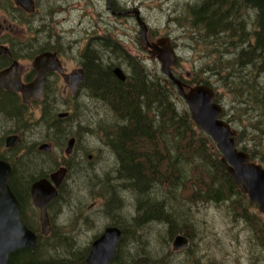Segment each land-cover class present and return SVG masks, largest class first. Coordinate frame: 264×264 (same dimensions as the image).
<instances>
[{
	"label": "rangeland",
	"instance_id": "rangeland-1",
	"mask_svg": "<svg viewBox=\"0 0 264 264\" xmlns=\"http://www.w3.org/2000/svg\"><path fill=\"white\" fill-rule=\"evenodd\" d=\"M199 1L114 0L112 5L117 8L116 10H133L134 8L139 10L148 26L149 40H155L161 37L160 35L171 37V43L179 56V60L173 66V72L176 75L187 78L188 73L191 79V73L202 68L203 65L208 63L213 66L212 74L204 70L200 77L206 76L213 84H217L218 102L224 105L223 117L227 119L229 116L232 119L231 126L238 133L241 132V146H246L248 151L251 147L259 148L255 144L264 141V121L257 123L252 121L256 118L264 119V110L256 113L253 109L249 120L246 115L236 114L232 110L231 94L221 93L219 81L216 79L218 78L216 64L219 63V59L217 56L214 58L207 56L205 47L200 49L197 46L195 51L192 50L191 39L184 35V24L187 23L186 3L193 5ZM107 5L106 0H36L33 13L13 20L17 31L10 35H16L20 40L18 43L24 46L23 53L21 52L24 57H27L24 53L30 55L37 43L47 41L49 50L56 51L62 59L66 72L75 71L81 67V52L85 45L89 46L97 42L104 47L103 42L108 38L111 39L110 43L116 42V46L122 47L128 55L140 60L149 72H160V63L143 50L142 52L139 50L138 47L141 44L139 28L136 27L133 19L113 18ZM5 7L6 5L3 4L0 11V36L5 34L3 32L5 12L2 13ZM12 11L16 12L14 9ZM9 36L5 38L8 39ZM112 58L114 62H119L118 66L126 73L128 72V65L122 58L114 56ZM19 62L26 74L31 69V59ZM194 77L199 78L192 75V78ZM49 79L42 103L36 104L38 108L31 113L30 117H26L27 125L30 120L33 122L30 123L32 127L30 130L34 132L41 130V134L38 138L27 129L23 133L24 146L25 150L29 151L27 153L29 158L35 159L39 164L47 163L48 169L54 164H57V167L65 165L68 169L64 179L66 186L61 188V195L56 201L48 205L52 231L48 236L40 237L42 247H50L54 243L55 245L64 244L65 248L71 245L73 253L84 254L87 253L86 250L91 241L105 226L116 223L125 232L122 246L119 247L121 256L131 254L136 258L138 255H144L145 261L156 264H199L200 258H202V264H264L262 252L257 246H250L253 242L249 239V233L244 224L229 222L219 208L211 205L198 204L194 208L188 203L187 207L184 206V213H191L190 227H188L190 236H187L189 238L187 247L179 250H172L173 238L169 236L171 223L162 215L168 212V201L162 205L161 212L155 214L157 220L149 221L142 226L135 225L134 218L138 217V199L132 191L114 182L118 162L114 153L101 139L104 131L111 129L112 123L116 122L115 118L111 117L107 110L105 112L101 102L88 96L83 88L77 96L70 97V90L66 88L60 76L52 75ZM43 103L49 115L68 111V121L61 124L64 132L58 139H55L52 134L53 129L48 132V137L44 134L42 126L50 124L51 121L49 123L39 121ZM28 109L26 108V111ZM13 128L15 124L12 121L9 122L0 113V135L1 131ZM73 133L78 136L74 149L70 155H65L66 141H62L61 138L72 136ZM43 135L47 137L45 140L42 139ZM37 142L51 144L50 155L35 152L32 146ZM165 143L164 136L162 145ZM89 154L91 158L88 157ZM259 155L264 156L262 153ZM255 156L254 161L264 166V160L260 161L258 158L260 156L256 154ZM41 172L43 171L38 167L32 173L36 176ZM26 178L28 179L25 183L28 185L30 178L28 175ZM111 183L114 188L110 187ZM164 189L167 190L166 185ZM155 190L148 196L157 199L163 194L162 190ZM64 192L68 197L64 195ZM256 210L258 211L257 205ZM24 211L28 215L29 212L36 214V209L28 203ZM40 230L41 227L37 226L36 231L40 233ZM58 236L62 238L59 239ZM128 242H133V245L127 246ZM58 248V252H64L59 254L62 257L69 253L61 249L62 245ZM42 259L47 258L42 257Z\"/></svg>",
	"mask_w": 264,
	"mask_h": 264
},
{
	"label": "trees",
	"instance_id": "trees-1",
	"mask_svg": "<svg viewBox=\"0 0 264 264\" xmlns=\"http://www.w3.org/2000/svg\"><path fill=\"white\" fill-rule=\"evenodd\" d=\"M200 1L193 5L186 3L187 23L184 24V35L191 39L192 50L195 51L197 46L200 49L205 47L207 56H217L219 63L216 64V79L221 93H230L232 110L236 114L246 115L249 120L253 109L256 113L264 110V0ZM2 7L3 4L0 3V11ZM37 44L40 46L31 56L49 48L47 41ZM103 45L105 46L94 42L82 48L81 65L85 72L82 88L92 99L101 102L105 112L107 110L115 118L116 122L112 123L111 129L104 131L101 139L118 162L114 182L132 191L138 199L135 225L142 226L157 220L155 214L160 213L162 205L168 201V212L162 215L171 223L169 236L174 238L178 233H183L187 237L190 236L188 227L191 213H184V206L187 207L188 203L194 208L198 204L211 205L219 208L229 222L243 223L253 242L250 246H257L264 255V217L230 178L221 162L222 155L211 138L196 126L175 86L159 71L149 72L140 60L128 55L122 47L107 41ZM112 56L122 58L128 65L124 81H120L112 72L114 66L120 65L119 62H114ZM204 70L212 74L214 67L207 63L191 73L199 78H192L191 75V79L182 80L176 76L188 84L205 83L212 86L210 78L200 77ZM218 100L219 96H216L215 101ZM224 120L230 123L232 119L228 116ZM39 121L52 122L44 104ZM67 121L68 116L53 119L55 133L52 134L55 139L63 134L61 124ZM259 121L264 119L256 118L252 122ZM164 136L166 143L162 145ZM240 137L241 132L237 134V146L249 154L250 160L256 158L255 154L264 155V141L255 144L259 148L251 147L248 151L246 146H241ZM68 138L61 139L67 142ZM258 158L260 161L264 160V156ZM32 160L34 161L27 160L25 168L17 174L18 183L23 182L26 197H29L30 182L47 177L57 168V164L48 169L47 163L39 164L35 159ZM38 167L43 172L35 178H32L34 175L30 177ZM27 175L30 178L28 185L25 183ZM110 187L114 188L113 183ZM155 189L162 190L163 193L157 199L148 196ZM60 195L61 191L58 197ZM26 205L27 203L23 209ZM32 220L33 225L26 221L25 224L36 233V227L39 226L37 211ZM111 225H116L121 230L111 264H156L145 261L144 255L136 258L131 254L121 256L119 247L122 246L125 232L116 223ZM40 237L38 236L34 249H21L12 253L7 264H53L61 261L85 264L87 253H73L71 245L65 248L64 244L54 243L50 247H42ZM61 245V249L69 252L67 256L59 255L64 254L57 251ZM132 245L133 242L127 243V246ZM88 250L89 247L86 252ZM201 261L202 258L199 264H202Z\"/></svg>",
	"mask_w": 264,
	"mask_h": 264
},
{
	"label": "water",
	"instance_id": "water-1",
	"mask_svg": "<svg viewBox=\"0 0 264 264\" xmlns=\"http://www.w3.org/2000/svg\"><path fill=\"white\" fill-rule=\"evenodd\" d=\"M26 10L33 7L32 0H14ZM135 18L139 25V35L142 44L148 54L160 63V72L175 87L177 94L185 102L191 118L195 124L214 142L217 150L222 155L221 162L226 168L233 182L247 194L249 200L257 205L258 211L264 216V168L249 158V154L237 147V131L220 118L222 106L214 99L213 89L204 83L188 86L180 78L176 77L171 67L177 61V54L169 37H158L155 41L147 39V26L140 19L139 11L135 10ZM8 50L0 46V54ZM16 62L8 69L0 71V87L18 91L24 101L29 96L38 98L47 71L63 72L61 63L55 52H42L32 60V68L36 71L34 80L27 84L20 82L18 75L7 83L11 73L15 70ZM113 74L120 81L126 78L120 67L112 69ZM67 86L74 94L84 79V72L78 69L76 72L65 75ZM65 115V114H62ZM15 138L8 137L7 145H11ZM75 138L67 141L65 154L72 152ZM40 150H49L50 146L43 143ZM67 174V168L61 166L50 173L49 178H41L35 181L30 189L32 204L39 210V224L41 234L46 236L51 230L46 205L57 195V188ZM8 165L0 161V264H7L9 255L18 249H34L37 243L35 233L26 227L20 218V207L8 186ZM121 236V230L116 226H108L103 233L95 238L85 259V264H111L116 252L117 241ZM188 238L177 234L172 241V250L187 247ZM55 264H68L58 262Z\"/></svg>",
	"mask_w": 264,
	"mask_h": 264
},
{
	"label": "flooded vegetation",
	"instance_id": "flooded-vegetation-1",
	"mask_svg": "<svg viewBox=\"0 0 264 264\" xmlns=\"http://www.w3.org/2000/svg\"><path fill=\"white\" fill-rule=\"evenodd\" d=\"M106 1L108 2L107 9L110 11V14H112L114 16L113 18H116V19H118V18H124V19L132 18L136 27L139 28V25H138L136 18H135V10H137L136 8H134L133 10H128V9L116 10L117 8L112 5L114 0H106ZM32 2L34 4V8H35L36 0H32ZM0 3L6 5V7L4 8V10L2 12V13L5 12L3 14L4 15L3 32L5 34L3 36H0V46H4L8 50L6 53L0 54V71L4 70V69H8L14 62H16L15 70H13V72L11 73V78L7 81V83H12V79H14L15 75H18L20 82L23 84H27L34 79L36 72L31 66V69L25 74L22 70V67H21V64L19 61L31 59V62H32L33 58L37 54L44 52V51H50V50L48 48L46 50H43V51H41L37 54H33L31 56V53L35 52L37 47L40 46L39 44H37L35 47H33V51H31L30 55H28L27 53H24V55L25 56L27 55V57L22 56V53H23L22 47H24V46L18 43V42H20V40H18V37L16 35H13V34L10 35V33H16V31H17L16 25L13 22V20H15V18L16 19L19 17L21 18L22 15L31 14V13L29 11H27L26 9H24L19 3L15 2L14 0H1ZM12 9H14L16 12H13ZM139 16H140V19L143 20V16L140 15V11H139ZM145 24H146V22H145ZM147 34H148V26H147ZM6 36H9V38L8 39L5 38ZM107 41L110 42L111 39L108 38ZM112 43H114L115 45L117 44L116 42H112ZM138 48H139V50H141V52L143 50L147 55H149L147 53V51L145 50L144 45L142 43L140 44V46ZM50 52H52V51H50ZM149 56L151 57V55H149ZM58 57L60 59L63 72L59 73L56 71H47L45 73L44 82L42 84L41 92H40L41 96H39L38 98H36L34 96H29L27 98V100L24 101V98L20 92L14 91V90H8V89L0 87V98L2 99V102H0V113H2L3 116L5 118H7L9 122L12 121L15 124V128L5 129V130L1 131V135H0V161H3L4 163H6L8 165V169H9L8 186L10 188V191L13 193L16 201L19 204V207H20L19 213H20V218H21L22 222L25 224V221H26L29 225L34 224V222L32 220L34 213L29 212V215L26 214V211H24L23 206L25 205V203H28L29 205H32L34 207V205L32 204L31 194H30L31 186L38 179L49 178L50 173L48 174L47 177H40V178H37V179L33 180L32 182H30L29 186H28L29 197H26L27 195L24 194V191L22 188L23 182H21L22 185L18 183L19 178L17 177V174H19L25 168V162L27 160L28 161L29 160L34 161V160L29 158V155L27 154V153H29V151L25 150L23 133L26 129L27 130L32 129V127L30 126V123H33V122H31V120H30L29 125H27L26 117H30L31 113H33V111L38 108V106L36 104L42 103V99L44 97L45 90L47 88V82L48 81L50 82V79H49L50 76H52V75L60 76L66 84V81H65L66 78H65L64 74L74 72V70H72L70 72H66L62 59L60 58V56H58ZM186 76L189 77L190 74L187 73ZM66 88H68L67 85H66ZM81 89H82V86L78 89V91L75 94L70 92V94H69L70 97L77 96L79 91L81 92ZM212 89L214 91V96H218L217 84H214V85L212 84ZM49 103H51V102H49ZM218 103L222 106V108H224V105H222L221 102H218ZM26 108H29V109L26 111ZM62 114H65V115H62ZM49 116L52 117V122L50 124H46V125L44 124L42 126L44 131H45L44 134H47V137L49 135L48 132L51 131L52 129H53V133H55V131H54L55 125L53 124V119L54 118H59V119L66 118L68 116V111L51 113V115H49ZM30 133L36 135L39 138V136L41 134V130L39 132H34V131L30 130ZM8 137H14L15 138L12 141L13 143L11 145H7ZM47 137H44V135H43L42 139L45 140ZM75 139H76V137H75ZM41 143L42 142H37L36 144L34 143L35 145H33L32 147L34 148L35 152H44V154L50 155L51 148L47 151H41L39 149ZM88 157L91 158V155L89 154ZM15 171H17V172L15 173ZM32 175L33 174H30V177ZM32 178H35V176ZM65 186H66V184H64V179H63L62 182L60 183L59 187L57 188L56 197L48 202V204L46 205V208L48 207L49 204L56 201L61 188L65 187ZM36 211L38 212L37 209H36ZM49 219H50V216H49ZM38 224H39V218H38ZM25 225H27V224H25ZM108 226H116V225L105 226L103 228L101 234L103 233L104 229ZM50 227H51V221H50ZM51 231H52V227H51L50 232ZM50 232L48 233V235L50 234ZM36 234H37V239H38V236L39 237L44 236L41 234V232L39 233L36 231ZM48 235H46V236H48ZM95 238H97V236ZM89 250H90V247H89ZM89 250H88L86 256L88 255Z\"/></svg>",
	"mask_w": 264,
	"mask_h": 264
},
{
	"label": "bare ground",
	"instance_id": "bare-ground-1",
	"mask_svg": "<svg viewBox=\"0 0 264 264\" xmlns=\"http://www.w3.org/2000/svg\"><path fill=\"white\" fill-rule=\"evenodd\" d=\"M105 12H108V11H105ZM109 13V12H108ZM101 14V13H100ZM101 18V17H100ZM54 28V27H53ZM56 33V32H55ZM57 35V34H56ZM160 36H162V35H160ZM167 37V36H166ZM171 38V37H170ZM176 42H177V40H176ZM175 43V42H174ZM60 47V46H59ZM123 69V68H122ZM125 72V71H124ZM126 73V72H125ZM127 76V75H126ZM214 85V84H213ZM98 104V103H97ZM76 106V105H75ZM104 106V105H103ZM75 108V107H74ZM80 108V107H79ZM74 111H75V109H74ZM81 112V111H80ZM76 114V113H75ZM222 115V114H221ZM78 117V116H77ZM193 120V119H192ZM79 124H80V122H79ZM83 127V126H82ZM81 127V128H82ZM76 130V129H75ZM87 130V129H86ZM72 135V134H71ZM73 135H74V133H73ZM72 135V136H73ZM75 136V135H74ZM67 137H69V136H67ZM76 138L78 137L77 135L75 136ZM62 142V141H61ZM72 238V237H71Z\"/></svg>",
	"mask_w": 264,
	"mask_h": 264
}]
</instances>
